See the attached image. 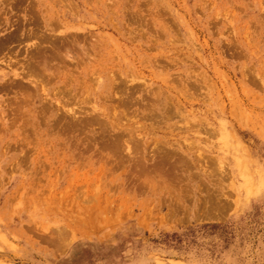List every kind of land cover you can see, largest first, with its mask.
Listing matches in <instances>:
<instances>
[{"label": "rangeland", "instance_id": "374dc122", "mask_svg": "<svg viewBox=\"0 0 264 264\" xmlns=\"http://www.w3.org/2000/svg\"><path fill=\"white\" fill-rule=\"evenodd\" d=\"M0 264H264V0H0Z\"/></svg>", "mask_w": 264, "mask_h": 264}, {"label": "bare ground", "instance_id": "6f19581e", "mask_svg": "<svg viewBox=\"0 0 264 264\" xmlns=\"http://www.w3.org/2000/svg\"><path fill=\"white\" fill-rule=\"evenodd\" d=\"M73 34H74V33H73ZM67 37H68V36H67ZM65 38H66V36H65ZM73 41H74V40H73ZM66 43H67V42H66ZM62 45H63V44H62ZM88 45H89V44H88ZM53 46H54V45H53ZM86 48H87V47H86ZM65 49H66V48H65ZM69 49H70V48H69ZM82 50H83V47H82ZM57 52H58V51H57ZM67 52L71 53L69 50H67ZM75 52H76V51H75ZM82 52H83V51H82ZM84 52H85V51H84ZM84 52H83V53H84ZM59 53H60V52H59ZM62 53H63V52H62ZM62 53H61V54H62ZM69 53H68V54H69ZM57 54H58V53H57ZM64 54H65V52H64ZM66 55H67V54H66ZM52 56H54V55H52ZM61 57H62V56H61ZM69 57H71V55H70ZM69 57H68V58H69ZM74 57H77V56H74ZM62 58H63V57H62ZM78 58H79V57H78ZM70 59L73 60L74 58H70ZM81 60H82V59H81ZM77 62H78V61H77ZM87 62H88V61H87ZM69 64H70V63H69ZM57 65H58V64H57ZM42 66H43V64H42ZM44 67H45V66H44ZM33 71H34V70H33ZM41 72H42V71H41ZM31 82H32V81H31ZM35 82H36V81H35ZM42 86H43V85H42ZM129 148H130V147H129ZM143 164H144V163H143ZM137 165H138V164H137ZM95 220H96V219H95Z\"/></svg>", "mask_w": 264, "mask_h": 264}]
</instances>
